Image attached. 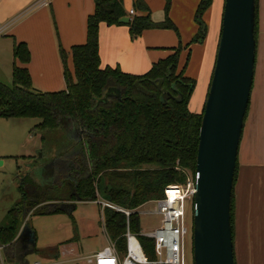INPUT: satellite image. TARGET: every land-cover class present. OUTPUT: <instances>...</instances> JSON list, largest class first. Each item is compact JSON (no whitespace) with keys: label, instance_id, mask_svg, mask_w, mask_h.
<instances>
[{"label":"trees","instance_id":"obj_1","mask_svg":"<svg viewBox=\"0 0 264 264\" xmlns=\"http://www.w3.org/2000/svg\"><path fill=\"white\" fill-rule=\"evenodd\" d=\"M93 1V11L86 17L85 41L72 44L69 51L59 45L65 87L51 91L32 87L26 66L30 52L22 40L14 42L12 54L23 65L13 63L10 84L0 80V116L38 118L32 127L40 132L42 144L32 162L51 166V174L40 180L33 172L20 174V197L3 216L0 245L3 258L12 264L20 257L15 237L28 214L62 210L59 202L94 200L97 183L102 184V198L129 210L126 214L110 205L101 208L104 230L118 256L126 252L124 233L128 225L138 235L150 260L147 264H164L153 261L157 258L154 240L141 233L137 208L162 197L166 185L194 179L203 109L196 112L188 107L195 80L184 74V65L178 66L179 48L143 73L123 71L117 65L100 66L99 23L119 24L118 18L126 11L122 0ZM169 3L165 0L164 18L153 20L146 3L136 0L144 12L131 15L127 22L130 34L137 36L146 28H175L167 14ZM210 3L199 0L197 5L195 16L200 27L196 38L206 31L201 15ZM257 25L258 0L256 38ZM68 53L72 71L65 64ZM237 175L238 160L231 201L234 243ZM234 255L236 263L235 244Z\"/></svg>","mask_w":264,"mask_h":264},{"label":"crops","instance_id":"obj_2","mask_svg":"<svg viewBox=\"0 0 264 264\" xmlns=\"http://www.w3.org/2000/svg\"><path fill=\"white\" fill-rule=\"evenodd\" d=\"M143 1L148 6L153 20L164 18L165 0ZM198 3L199 0H170L167 14L175 28H146L137 36L130 34L127 22L107 24L101 21L98 30L100 66L117 65L123 71L143 73L155 61L179 48L178 66L184 65V74L195 80L188 107L199 112L198 107L207 91L215 64L225 0H211L209 7L201 15L206 24V31L203 37L196 38L200 27L195 16ZM122 4L130 17L133 15L128 12L131 8L134 9V14L144 12L137 7L136 0H122ZM93 8V0H50L48 4L38 3L36 0H0V22H8L5 32L0 34V74L11 78L13 63L23 65V62L15 59L12 54L14 42L22 40L30 52L26 66L33 85L43 90L65 87L59 45L69 51L72 44L85 41L86 17ZM67 58L70 60L69 68L72 71L73 63L69 53L66 60ZM40 146L33 147L35 153L24 155H28L30 159L34 158L32 156L38 155ZM246 154L253 158L247 165L254 166V169L251 176L248 170L247 179H244L239 190L237 183L241 178L243 164L236 181L239 226L236 241L237 244L239 241L245 244L243 264H264V149L249 148ZM33 160L35 161V158ZM43 165L37 163L34 168L39 169ZM98 200L97 197L88 201L98 203ZM76 201L78 199L74 202ZM145 232L141 229V233ZM46 248H53L51 252L57 248L53 255L60 252L59 246L50 245ZM76 248L77 246H74V249ZM1 250L3 252V246Z\"/></svg>","mask_w":264,"mask_h":264},{"label":"water","instance_id":"obj_3","mask_svg":"<svg viewBox=\"0 0 264 264\" xmlns=\"http://www.w3.org/2000/svg\"><path fill=\"white\" fill-rule=\"evenodd\" d=\"M129 19L124 14L118 21L126 23ZM255 23L256 0H225L215 64L198 134L192 197L193 264H236L231 201L255 75ZM49 173L50 164L40 167V175ZM74 205L75 202L58 203L67 212ZM15 240L21 248L15 263L26 264L25 255L35 250L36 241L35 231L27 221L21 224Z\"/></svg>","mask_w":264,"mask_h":264},{"label":"rangeland","instance_id":"obj_4","mask_svg":"<svg viewBox=\"0 0 264 264\" xmlns=\"http://www.w3.org/2000/svg\"><path fill=\"white\" fill-rule=\"evenodd\" d=\"M65 64L71 71L69 68L70 60L68 58L67 60L65 59ZM6 73L8 76V71ZM5 78L3 74H0V80L10 84V78L8 77L6 80ZM31 85L35 89L43 90V88L35 87L32 82ZM43 91L51 90L44 89ZM206 94L207 91L202 103L200 102L198 107L199 112L203 109ZM37 120L38 118L36 117L10 118L0 116V220H3L2 216L6 214L8 208L20 197L18 190L20 174L33 172L37 180H40L42 177L40 175V168H34V165L37 164L32 162L33 158L30 159L28 155H24L33 153V147L42 144L40 132L33 130L32 127ZM258 147L264 149V0H258L255 75L238 154L237 179L244 164L241 178L239 181L236 179L239 190L244 179H247L248 170L251 176L254 169V166L247 165L253 158L249 157L246 152L248 153L249 148L256 149ZM101 185L100 183L96 184L98 188L97 197L103 195ZM244 187L245 185L243 184ZM191 202L192 197H186L185 225L187 231L182 238V252L185 264H193ZM100 207V204L97 202L78 200L70 212L57 210L50 213L28 214L24 221L29 222L35 231L36 238V249L27 253L28 264H32L34 260L47 261L48 264H87V257L91 255L93 258V253L108 243L102 227V211ZM155 207L156 200L152 199L142 203L137 208L140 218V229L143 231L152 230L160 224L162 215L153 211ZM234 225L236 264H243V254L246 253V248L244 247V242L241 243L239 241L237 244L236 241L237 228L239 227L236 206L234 209ZM50 245L60 247L58 255L52 254L51 250L53 248H46V246ZM74 246H77V248L74 249ZM0 255L2 256L1 249ZM5 264H8V262L6 261Z\"/></svg>","mask_w":264,"mask_h":264},{"label":"built area","instance_id":"obj_5","mask_svg":"<svg viewBox=\"0 0 264 264\" xmlns=\"http://www.w3.org/2000/svg\"><path fill=\"white\" fill-rule=\"evenodd\" d=\"M50 0H36L38 3L48 4ZM129 14H134V9H129ZM7 23L0 22V34L5 32ZM194 184L193 179L187 178L184 184L173 183L163 188V196L156 200L154 212L161 213V222L152 230L146 231L154 240V251L157 258L153 261L164 264H185L182 252V238L187 231L185 225V199L193 197ZM98 203L101 208L104 205H110L116 209L123 210L126 214L129 210L120 208L117 205L110 204L104 198L98 197ZM126 252L122 257L118 256L114 242L108 237L106 243L101 249L93 253V258L87 257L89 264H147V259L143 247L139 241L137 233L131 231L127 225L125 230ZM1 249V245H0ZM6 260L0 255V264H5ZM29 260L27 259V263ZM87 263V264H88ZM8 264H11L8 262ZM32 264H48L47 261L41 262L34 260Z\"/></svg>","mask_w":264,"mask_h":264}]
</instances>
